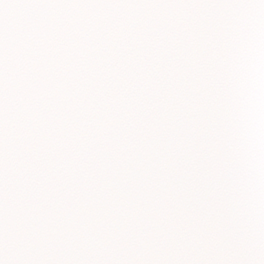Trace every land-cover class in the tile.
Segmentation results:
<instances>
[{
    "label": "snow or ice",
    "instance_id": "snow-or-ice-1",
    "mask_svg": "<svg viewBox=\"0 0 264 264\" xmlns=\"http://www.w3.org/2000/svg\"><path fill=\"white\" fill-rule=\"evenodd\" d=\"M0 264H264V0H0Z\"/></svg>",
    "mask_w": 264,
    "mask_h": 264
}]
</instances>
